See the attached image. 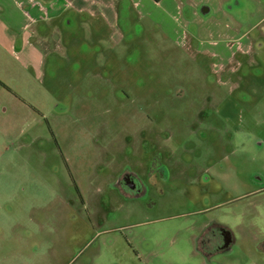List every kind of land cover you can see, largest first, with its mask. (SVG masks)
I'll return each instance as SVG.
<instances>
[{"label": "rangeland", "instance_id": "rangeland-1", "mask_svg": "<svg viewBox=\"0 0 264 264\" xmlns=\"http://www.w3.org/2000/svg\"><path fill=\"white\" fill-rule=\"evenodd\" d=\"M210 6L217 56L130 7L119 44L77 14L39 68L0 48L1 253L264 264V0Z\"/></svg>", "mask_w": 264, "mask_h": 264}, {"label": "crops", "instance_id": "crops-1", "mask_svg": "<svg viewBox=\"0 0 264 264\" xmlns=\"http://www.w3.org/2000/svg\"><path fill=\"white\" fill-rule=\"evenodd\" d=\"M210 1L222 5V9H216L222 14L225 5H237L240 0H0V48L21 61L22 66L39 68L44 55L59 47L57 40L62 24L69 25L71 15L77 14L91 17V37L100 38L104 32L101 29L108 28L109 33H104L106 39L119 44L128 33L126 26L121 28L118 24L120 14H125V7H130L154 31L150 35L148 31L142 32V39L154 38L152 35L156 33L167 38V43L185 48L190 39L194 41L196 53L217 56L222 53L217 46L223 43V36L215 37L217 42L209 40L213 39L214 31L206 25L208 18L204 15L211 12ZM213 24L224 25L218 20ZM12 252L16 251L0 252V264H34L28 256Z\"/></svg>", "mask_w": 264, "mask_h": 264}, {"label": "trees", "instance_id": "trees-1", "mask_svg": "<svg viewBox=\"0 0 264 264\" xmlns=\"http://www.w3.org/2000/svg\"><path fill=\"white\" fill-rule=\"evenodd\" d=\"M154 1H158V0H154Z\"/></svg>", "mask_w": 264, "mask_h": 264}]
</instances>
